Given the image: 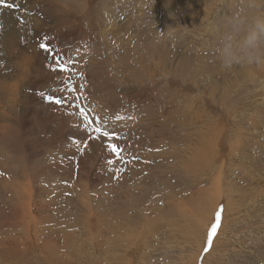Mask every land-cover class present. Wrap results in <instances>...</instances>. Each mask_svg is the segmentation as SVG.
Wrapping results in <instances>:
<instances>
[{"label":"rangeland","instance_id":"obj_1","mask_svg":"<svg viewBox=\"0 0 264 264\" xmlns=\"http://www.w3.org/2000/svg\"><path fill=\"white\" fill-rule=\"evenodd\" d=\"M6 2L0 264H264V0ZM69 77L110 140L42 99Z\"/></svg>","mask_w":264,"mask_h":264},{"label":"snow or ice","instance_id":"obj_2","mask_svg":"<svg viewBox=\"0 0 264 264\" xmlns=\"http://www.w3.org/2000/svg\"><path fill=\"white\" fill-rule=\"evenodd\" d=\"M0 5H3L5 7L9 8H14L18 7L14 3H7L6 0H0ZM39 47L41 49H44L48 55L51 57L53 64V70H59L61 72H69L71 71V68L69 67L70 65L74 64V61L71 59H65V57L62 54L57 53L54 49H51L50 46L40 43ZM62 83L65 85L64 92L67 93V95H44L41 93V97L44 101L55 104V105H60V106H65V105H71L74 106L78 111L75 113L81 120L82 124H86L91 131L99 134L101 138L103 137H108L111 139L114 137L116 134L114 132L110 133L109 131L103 129L99 124H96L95 127L93 125L96 123L94 119H91L89 115L87 114V110L83 107L80 106V97L73 95L74 90L71 88V78L67 80H63ZM102 119V118H98ZM93 139L97 137H91ZM108 150L111 153L116 154L117 158L119 159L120 152L122 151L117 144L114 143H109L107 145ZM111 163V161H109ZM219 220H220V210L218 209L215 213L214 221L211 224L208 233H207V239L205 241V247H204V252H207L209 250V245L211 244L212 238L216 232V229L218 228L219 225Z\"/></svg>","mask_w":264,"mask_h":264},{"label":"bare ground","instance_id":"obj_3","mask_svg":"<svg viewBox=\"0 0 264 264\" xmlns=\"http://www.w3.org/2000/svg\"><path fill=\"white\" fill-rule=\"evenodd\" d=\"M58 1H60V0H58ZM65 1H67V3H68V5H67V7L66 8H64L63 7V10H64V12L66 13V11H67V8L68 9H73V8H75L76 9V15H78V18L82 21V23H85V24H83V25H85V27L83 28V31H85V30H87L88 29V25H89V22H88V20H87V15L83 12V2H82V0H65ZM159 1V0H158ZM57 1H55V3H56ZM135 2V1H134ZM133 2V3H134ZM159 3V2H158ZM46 4V3H45ZM57 5H59L58 4V2L56 3ZM153 4V3H152ZM155 4H156V2H155ZM73 6V7H72ZM156 6V5H155ZM44 7V11H46V9H45V5L43 6ZM60 8H62V6L60 7ZM17 10V9H16ZM30 10V9H29ZM60 10V12H59V17H56V18H58V21H59V19L62 21V22H64V19H62L63 17V15L61 14V9H59ZM1 11V10H0ZM8 11H9V9H8ZM26 11V10H25ZM19 12V11H18ZM28 12V11H27ZM106 12V11H105ZM19 15H21V14H19ZM26 17V16H25ZM27 17H29V16H27ZM29 19V18H28ZM27 19V20H28ZM46 19V18H45ZM45 19H43V20H45ZM51 19H53L54 21H55V18L53 17V18H51ZM196 19V18H195ZM21 20H23V19H21ZM33 19H31V21H32ZM38 19H36L35 20V23H34V25L35 26H37L39 23L38 22H36ZM42 19H40V22H41V24H43L44 22H43V20L41 21ZM30 21V22H31ZM49 21H51V22H53L52 20H49ZM34 22V21H33ZM45 22H46V20H45ZM56 22V21H55ZM55 22H53V23H55ZM18 24V23H17ZM22 24V23H21ZM30 24H32V23H30ZM11 25H13V24H11ZM58 25L60 26L61 24L60 23H58ZM180 25V24H179ZM24 26V25H23ZM58 26V27H59ZM178 26V25H177ZM31 27V26H30ZM55 28V27H54ZM91 28V27H90ZM89 28V29H90ZM57 29V28H56ZM27 30V29H26ZM22 31V30H21ZM104 32V31H103ZM105 32H110V31H105ZM88 33V32H87ZM115 33V32H114ZM127 34V33H126ZM104 35V34H103ZM128 35V34H127ZM14 36V35H13ZM13 36H12V38H13ZM26 36V35H25ZM29 36V35H28ZM10 37V36H9ZM105 37H106V35H105ZM108 38H109V36H108ZM110 38H112V37H110ZM115 38V37H114ZM13 39H15V38H13ZM28 39V38H27ZM153 39V38H152ZM157 39V38H156ZM109 40V39H108ZM116 40H117V38H116ZM119 40V39H118ZM10 41V39L9 38H7V37H4L3 38V44L1 45V48L2 49H4L7 45H8V42ZM23 42H24V39H23ZM115 44H116V42H115ZM11 45V44H10ZM110 46V45H109ZM112 46V45H111ZM8 47H9V45H8ZM28 47V46H27ZM107 48V49H106ZM105 48V50H108V46ZM111 48V47H110ZM110 48H109V51H111L110 50ZM141 48V47H140ZM8 48L6 47V49H4L3 51L5 52L6 50H7ZM149 50V49H148ZM147 50V51H148ZM30 51V50H29ZM143 51V50H142ZM25 52V51H24ZM116 52V51H115ZM105 53H106V51H105ZM109 53H111V52H109ZM114 52H112V54H113ZM107 54H108V52H107ZM5 55V54H4ZM3 55V56H4ZM19 55V54H18ZM21 55V54H20ZM142 55V54H141ZM152 55V54H151ZM110 56V55H109ZM144 57V56H143ZM6 58H7V56H6ZM20 59V58H19ZM106 59V58H105ZM144 59H146V58H144ZM17 60V59H16ZM107 60V59H106ZM105 60V61H106ZM112 60H115V59H112ZM14 61H15V59H14ZM109 61H110V59H109ZM143 61V60H142ZM7 62V61H6ZM17 62H18V60H17ZM108 63V62H107ZM10 64V63H9ZM14 65V64H13ZM18 65V64H17ZM20 65H22V63L21 64H19V66ZM149 65V64H148ZM170 65V64H169ZM147 66V65H146ZM10 67H11V65H10ZM135 67V66H134ZM169 67V66H168ZM167 67V68H168ZM174 67V66H173ZM136 68V67H135ZM166 68V67H165ZM175 68V67H174ZM180 68V67H179ZM11 69H14V66H13V68H11ZM146 69V68H145ZM20 70V69H19ZM18 70V71H19ZM140 70V69H139ZM147 70V69H146ZM174 70V69H173ZM172 70V71H173ZM180 70V69H179ZM179 70L177 71V73H179ZM182 70H184V68L182 69ZM79 71V70H78ZM158 71V70H157ZM164 71V70H163ZM168 71V70H167ZM137 72V71H136ZM159 72V71H158ZM181 72V71H180ZM15 73V72H14ZM9 74V73H8ZM11 74V73H10ZM15 74H18V73H15ZM14 74V75H15ZM22 74V73H21ZM13 75V76H14ZM179 76H182V74L181 75H179ZM186 76V75H185ZM192 76V75H191ZM17 77V76H16ZM177 77V76H176ZM183 77V76H182ZM186 77H188V76H186ZM197 77V76H196ZM185 78V77H184ZM184 79H182V81H183ZM188 79H186V81H187ZM197 80V79H196ZM192 81V80H191ZM185 84H186V82H185ZM98 86V85H97ZM197 86V85H196ZM205 86V85H204ZM93 87V86H92ZM206 87V86H205ZM97 88V87H96ZM199 90V89H198ZM180 91V90H179ZM180 93V92H179ZM179 93H178V95L177 96H179ZM181 95V94H180ZM101 96V95H100ZM167 96H169V95H167ZM182 96V95H181ZM86 97V96H85ZM169 97H167V99H168ZM170 98H172V97H170ZM175 98V97H174ZM177 98V97H176ZM179 98V97H178ZM173 99V98H172ZM171 99V100H172ZM181 99V98H180ZM170 100V101H171ZM175 100H177V99H175ZM173 102V101H172ZM172 102H171V104H172ZM109 104V103H108ZM98 105V104H97ZM99 106V105H98ZM168 106H169V104H168ZM63 107H65V106H63ZM107 107V106H106ZM173 107V106H172ZM102 108H103V105H102ZM103 110H105V109H103ZM71 111V110H70ZM61 112V111H60ZM108 112V111H107ZM112 112V111H111ZM170 112V111H169ZM69 113V112H68ZM74 114V113H73ZM102 115V114H101ZM100 115V116H101ZM176 115V114H175ZM179 115H181V114H179ZM111 116V115H110ZM67 117V116H66ZM112 117V116H111ZM54 118V117H53ZM56 118V117H55ZM176 118V117H175ZM178 119H179V117H178ZM181 119V118H180ZM182 122V121H181ZM192 122V121H191ZM80 123V122H79ZM197 123V122H196ZM250 125H251V123H249ZM254 124V123H253ZM253 124H252V129L253 128H255V126L253 127ZM74 125V124H73ZM85 125V124H84ZM183 125H184V123H183ZM260 125V124H259ZM261 125H263V124H261ZM199 126V125H198ZM202 127V126H201ZM250 127V126H249ZM258 127V126H257ZM260 127V126H259ZM164 128V127H163ZM204 128V127H203ZM201 129V128H200ZM200 129H198V127H197V130H200ZM262 129V128H261ZM205 131V130H204ZM93 132V131H92ZM87 138V137H86ZM106 138V137H105ZM205 138H206V135H205ZM207 139V138H206ZM110 140V139H109ZM107 141V140H106ZM206 141V140H205ZM112 143V142H111ZM251 144V143H250ZM254 145V144H253ZM179 150V149H178ZM224 152V151H223ZM253 152V151H252ZM264 156V155H263ZM191 157V155L188 157V159ZM170 158H171V156L168 158L169 160H170ZM172 159V158H171ZM176 159V158H175ZM172 166V165H171ZM238 166V165H237ZM174 168H175V165L173 166ZM174 168H172V169H174ZM235 170V169H234ZM244 173V172H243ZM248 173V172H247ZM242 174V173H241ZM245 175H246V173H245ZM252 175V174H251ZM246 177V176H245ZM248 177V176H247ZM255 181V180H254ZM253 181V182H254ZM252 182V181H251ZM249 188V187H248ZM261 188V187H260ZM262 190V189H261ZM251 194V193H250ZM30 195V194H29ZM29 195H25L26 197H28L29 199H31L32 198V196L30 197ZM19 197V196H18ZM22 197V196H21ZM20 197V198H21ZM110 197V196H109ZM20 198H19V200L18 201H20ZM18 199V198H17ZM59 204V203H58ZM67 204V203H66ZM54 205V204H53ZM30 206V205H29ZM40 206V205H39ZM38 206V207H39ZM58 206V205H57ZM39 209H41V208H39ZM38 209V210H39ZM61 210V209H60ZM28 212V211H27ZM26 212V213H27ZM25 213V212H24ZM31 214V213H30ZM17 215V214H16ZM22 215H24V214H22ZM185 226V225H184ZM209 228V227H208ZM28 230V229H27ZM29 231V230H28ZM28 231L26 232V233H28ZM221 230L220 229H218L217 230V233H219ZM29 234V233H28ZM68 234V233H67ZM70 234V233H69ZM31 235V234H30ZM27 236V235H26ZM6 237V236H5ZM28 237V236H27ZM30 238V237H29ZM178 238V237H177ZM35 239V238H34ZM202 242V241H201ZM68 243V242H67ZM170 243V242H169ZM32 244V243H31ZM30 244V245H31ZM38 244V243H37ZM179 245V244H178ZM33 248H34V246H33ZM14 251L16 250V248H12ZM18 250V249H17ZM30 250V249H29ZM61 250V249H60ZM66 250V249H65ZM53 251V250H52ZM238 251V250H237ZM201 252V251H200ZM200 254V253H199ZM183 255V254H182ZM189 255V254H188ZM60 257V256H59ZM194 257V256H193ZM53 258H55V257H53ZM195 258V257H194ZM259 258V257H258ZM47 259V258H46ZM56 259V258H55ZM59 258H57V260H58ZM61 259H63V258H61ZM60 259V260H61ZM45 260V259H44ZM64 260V259H63ZM197 262H198V260H196ZM201 261V260H200ZM263 261V260H262ZM10 262V261H9ZM251 262V261H250ZM257 262V261H256Z\"/></svg>","mask_w":264,"mask_h":264}]
</instances>
